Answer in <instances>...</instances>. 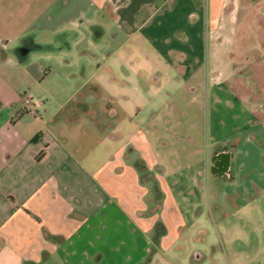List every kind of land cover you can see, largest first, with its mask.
I'll list each match as a JSON object with an SVG mask.
<instances>
[{"label": "crops", "instance_id": "obj_1", "mask_svg": "<svg viewBox=\"0 0 264 264\" xmlns=\"http://www.w3.org/2000/svg\"><path fill=\"white\" fill-rule=\"evenodd\" d=\"M262 4L0 0V264H139L149 254L148 264L165 263L191 223L178 210L189 191L201 208L190 237L206 231L205 170L225 181L212 185L206 201L222 223L237 218L248 256L261 252L253 260L264 264V74L237 66L224 83H209L202 73L205 22L217 29L234 7L236 30ZM85 38L92 50L76 55ZM161 78L181 81L165 93ZM25 92L39 104L23 109ZM100 108L127 122L116 127L133 129L106 136ZM162 125L191 130L177 141L184 157L167 158ZM120 142L103 157L104 143ZM224 149L228 178L211 171ZM206 249H194L201 257L192 251L189 263L220 259L221 248Z\"/></svg>", "mask_w": 264, "mask_h": 264}, {"label": "rangeland", "instance_id": "obj_2", "mask_svg": "<svg viewBox=\"0 0 264 264\" xmlns=\"http://www.w3.org/2000/svg\"><path fill=\"white\" fill-rule=\"evenodd\" d=\"M226 8L231 9V6L229 5ZM244 14L243 17H241L242 25L237 26L236 30L233 27V25L237 22L235 16L236 10L234 7L229 16L226 14L222 16L217 29H212L211 24L208 20L205 22L203 43L205 57L204 62L202 64V73L205 82L209 81L210 83L213 80L216 83H224V78L228 77V75L230 74H232V76L236 74L233 71L234 67L237 66H241V71L243 72L250 71V69H255V71H258L259 74H264V5L262 4V6H259L258 8L256 7L254 9L251 8L247 11V13ZM228 23L232 25V28L226 27ZM110 34L111 31L109 32V35ZM82 48L92 50V48L87 45L86 38L83 39V41L79 42L77 46L78 52H76V55H81L79 51ZM145 49L147 51H150V47L148 46H146ZM254 49L259 50V53L257 55L254 53ZM102 50L103 55H108L106 53V50L110 51V48L103 46ZM148 54L151 55L150 52H148ZM249 57H251L252 59L248 60ZM256 59H259V63L261 64H259L258 66L253 65L252 68L248 67V63L255 62ZM240 60L242 63L239 65L238 61ZM179 81H181V79L165 80L164 78H161V80L159 81L161 87H163L161 90L166 89L165 93H167L171 88L174 89V87H177ZM102 93H105L104 89H102ZM186 95L190 96V93ZM101 97L102 98H99V101H96L97 105H99V103L102 101L101 99L104 98V96ZM118 113L119 112H116L115 116L111 117V114H109V112L104 108H100L97 111V115L100 118V123L102 124L104 132H106V136L109 135L108 132H110L111 129H119L124 131L125 133H128V131L133 129L131 127L128 128L125 126L116 127L117 124L127 123L120 120V113ZM203 114L204 116L202 117L201 114H199V120L202 121L201 123L203 124L204 128L201 127V123L198 128L203 131L202 136L205 137L206 124L204 121L206 116L205 113ZM159 129L160 130L157 134L166 136L169 140V148L166 152L167 158L172 160V158L184 157V155H181V145L177 141L178 139H180L179 135H182V133L191 134V130L182 128L180 130V133H178L179 130L169 125H162ZM121 143L122 142L113 143V145L108 146L107 149H105L104 143L103 157L105 158L107 154L110 153V151H112ZM188 145L189 144H187V146ZM175 147H177L179 150L178 156L175 155ZM189 173L190 172L188 170H184L182 175L183 177H185L189 175ZM167 177L169 178L170 176L168 175ZM204 181L205 186L203 193L205 196V206L202 208V210L204 213L203 221L206 231H201L198 233L195 232V234L193 233L196 236L194 237V239H191L190 237L194 227V225L190 224L192 223L195 213H197L201 208H197L194 206L197 202V196H194L193 198V191H189L187 192L188 197L184 199V202H182L178 207V210H180L188 219V223L191 222L190 224H188L189 228L185 230V234L183 236L184 241L181 240L183 245H176V250H168V256L166 255L168 259L167 262L165 261V263H163V261H159L158 259L157 261L155 260L153 264H190L189 256L191 252L197 248L207 250L206 248L209 245L221 248L220 259L218 258V261H209V255H207L206 258L202 260L203 264H254L253 258L261 257V252H258L256 256H248V251L246 249L247 247H244V244L248 243V239L246 240V238H244V236L240 234L239 231L241 229L239 228L237 218L235 216H231L228 218L229 224L226 225L222 223L221 214L218 212V209L214 206V204L209 201H206L207 194L213 189L212 185L215 182H222V184H224L225 181H223V179L215 178L214 175L210 172V170H205ZM177 192L178 191L173 188L172 193L176 198L179 197L177 196Z\"/></svg>", "mask_w": 264, "mask_h": 264}, {"label": "water", "instance_id": "obj_3", "mask_svg": "<svg viewBox=\"0 0 264 264\" xmlns=\"http://www.w3.org/2000/svg\"><path fill=\"white\" fill-rule=\"evenodd\" d=\"M212 160H213L214 164L211 167V171L216 175L228 178L229 177V168H230V152H229V150L224 149V150L217 152L213 156ZM200 257H201V255H200L199 251H197V250L193 251L192 258L194 260H198V259H200Z\"/></svg>", "mask_w": 264, "mask_h": 264}, {"label": "built area", "instance_id": "obj_4", "mask_svg": "<svg viewBox=\"0 0 264 264\" xmlns=\"http://www.w3.org/2000/svg\"><path fill=\"white\" fill-rule=\"evenodd\" d=\"M38 104H39V101L34 99L31 93H28V92L24 93L22 97V101H21V107L23 109L27 107L34 108Z\"/></svg>", "mask_w": 264, "mask_h": 264}, {"label": "trees", "instance_id": "obj_5", "mask_svg": "<svg viewBox=\"0 0 264 264\" xmlns=\"http://www.w3.org/2000/svg\"><path fill=\"white\" fill-rule=\"evenodd\" d=\"M92 31H93V36H94V38H99L100 35H101V32H102L101 30H98V28H97L96 26H92ZM43 154H44V151L41 150V151L37 154L36 158H37V159H40V158L42 157ZM150 255H151V254H149V255L147 256V258H146L143 262H141V263H139V264H148V263H149V260H150Z\"/></svg>", "mask_w": 264, "mask_h": 264}, {"label": "flooded vegetation", "instance_id": "obj_6", "mask_svg": "<svg viewBox=\"0 0 264 264\" xmlns=\"http://www.w3.org/2000/svg\"><path fill=\"white\" fill-rule=\"evenodd\" d=\"M217 153V152H216Z\"/></svg>", "mask_w": 264, "mask_h": 264}]
</instances>
